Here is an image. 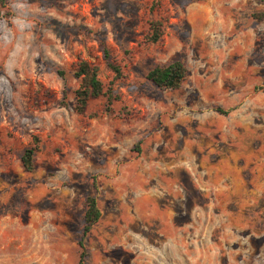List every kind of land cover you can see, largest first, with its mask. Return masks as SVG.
I'll return each mask as SVG.
<instances>
[{"label": "rangeland", "instance_id": "obj_1", "mask_svg": "<svg viewBox=\"0 0 264 264\" xmlns=\"http://www.w3.org/2000/svg\"><path fill=\"white\" fill-rule=\"evenodd\" d=\"M176 59L179 88L147 78ZM83 60L104 94L78 112ZM81 241L83 264H264V0L0 2V264Z\"/></svg>", "mask_w": 264, "mask_h": 264}, {"label": "trees", "instance_id": "obj_2", "mask_svg": "<svg viewBox=\"0 0 264 264\" xmlns=\"http://www.w3.org/2000/svg\"><path fill=\"white\" fill-rule=\"evenodd\" d=\"M4 4L5 0H0ZM151 27L153 29L150 35V40L158 41L162 32L158 21H152ZM98 66L92 65L89 61L83 60L79 63V69L76 75L82 78L81 86L76 91L78 112H82L87 105L90 98L98 97L104 94V88L101 80L98 77ZM188 69L182 60L176 59L165 65H158L152 68L147 78L151 80L157 87L160 88H179L186 78ZM220 113H228L223 108H216ZM23 165L27 170L33 168V149H26L22 156ZM101 210L98 206V201L95 196H88L86 200V209L83 215V235L86 236L92 230L93 226L101 218ZM81 259L79 264H83V256L85 254V244L80 242Z\"/></svg>", "mask_w": 264, "mask_h": 264}]
</instances>
